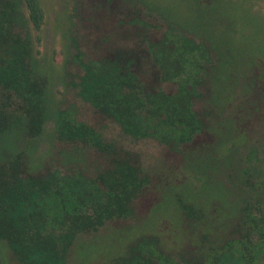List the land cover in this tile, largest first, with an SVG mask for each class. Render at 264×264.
Listing matches in <instances>:
<instances>
[{
	"label": "trees",
	"instance_id": "16d2710c",
	"mask_svg": "<svg viewBox=\"0 0 264 264\" xmlns=\"http://www.w3.org/2000/svg\"><path fill=\"white\" fill-rule=\"evenodd\" d=\"M194 1L197 24L151 0H65L52 101L37 66L45 7L0 0V264H73L115 222L136 235L105 264H264V62L206 25L218 0ZM87 110L174 158L146 163ZM149 196L147 216L172 201L173 243L137 232Z\"/></svg>",
	"mask_w": 264,
	"mask_h": 264
},
{
	"label": "rangeland",
	"instance_id": "374dc122",
	"mask_svg": "<svg viewBox=\"0 0 264 264\" xmlns=\"http://www.w3.org/2000/svg\"><path fill=\"white\" fill-rule=\"evenodd\" d=\"M151 1L167 6L173 14L184 20L193 19L195 24H197L198 17L202 18L194 0ZM203 1L208 2L209 0ZM41 2L45 7L47 17L41 32L42 46L40 49L43 56L39 58L37 66L41 72L49 77L52 87V101H54L57 89L64 83L65 63L69 53V30L72 21L65 0H41ZM203 17H206L203 18L206 25H211L213 29L220 30L223 37L231 39L236 47L248 51L250 55L262 59L264 62V0H218L214 12L206 16L203 15ZM215 17L217 20L214 19ZM213 19L215 23L211 24ZM225 20H228L229 23ZM83 118L98 127L105 124L104 132L106 135L119 138L127 148L139 151L146 163H154L162 156L166 157L167 161H170L172 157L174 158L171 154L166 155L164 147L154 140L135 141L129 137H123L119 127L108 120L98 119L91 110H87ZM34 153L33 169L37 170L40 165V158L48 157L52 153L50 143H48L47 148L35 149ZM221 197L225 198L226 196L223 194ZM155 199V197L149 196L142 200L141 212L147 219L143 221V227L137 229V232L141 230L151 232L155 229V233L165 234L171 242L174 236L176 240L179 239L178 233L174 234L173 226L179 225L180 221L179 216L174 211V205H171L172 201L168 204L165 203L166 201L157 203L155 210L151 212L150 216H147ZM126 224L128 223H111L109 225L111 230L102 232H109L108 234H101L92 242L79 244L74 254L72 252L73 264H105L110 261L136 235V232L125 231V228L117 229ZM4 263L9 264L8 260L5 259Z\"/></svg>",
	"mask_w": 264,
	"mask_h": 264
}]
</instances>
